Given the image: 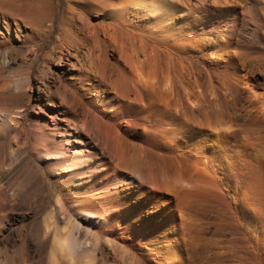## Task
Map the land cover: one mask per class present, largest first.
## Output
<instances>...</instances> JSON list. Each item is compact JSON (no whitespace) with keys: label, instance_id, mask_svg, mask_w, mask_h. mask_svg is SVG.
Here are the masks:
<instances>
[{"label":"bare ground","instance_id":"6f19581e","mask_svg":"<svg viewBox=\"0 0 264 264\" xmlns=\"http://www.w3.org/2000/svg\"><path fill=\"white\" fill-rule=\"evenodd\" d=\"M154 1L128 0L113 8L116 22L138 19L136 23L147 26L156 18V10L162 11ZM178 3V26L173 33H167L165 42L162 40L163 47L161 40L160 46L157 43L151 46L140 45V42L133 44V41L129 45L116 25L109 50H96L95 46H90L82 54L75 48L64 54L67 65L76 69L73 75L78 83L77 89L94 104L80 109L78 104L63 107V98L59 96L62 106L58 111L65 124L61 135L57 137L55 128L33 129L31 132L35 137L33 156L42 157L48 164L54 162L69 167L71 172L61 178L62 183L65 178L74 177V185H70L65 198L56 199L57 209L64 211L63 217L52 209L36 224L39 245H50L40 264H77L82 258L89 261L84 259L85 264L94 263L98 242L88 244L89 241H81V231L96 238L99 229L107 226L114 228L119 236L132 231H139L140 237L142 234L150 236L146 249L135 248L126 252L127 264H170L175 259L178 264L185 263L182 254L176 253V239L187 235L191 227L186 209L176 216L177 207H173L172 194L176 196L179 190L190 184L207 183L216 172L214 159L218 139L210 132L217 130L220 110L215 85L209 79L210 72L208 81L203 77L206 72L203 64L209 62V66H214L220 60L232 61L236 50L231 40L220 43V40L203 34V26L208 21L207 12L198 11L196 5L185 7L182 0ZM26 5L25 0H0V20L6 29L10 26V21L7 22L10 13L28 11ZM21 16L24 18V14ZM15 20L17 30L20 20ZM89 29L86 33L92 36ZM2 64L5 63L2 61ZM89 75L95 80V91L93 83L82 84L89 80ZM238 83L246 92L242 108L249 116L254 113L264 122V79L256 82L245 73L239 77ZM207 84L215 96L212 101L206 99ZM97 92L103 93L100 100ZM234 95V90L230 89V98L233 99ZM19 97V94H10L8 83L0 82V104ZM18 123V118L0 109V136ZM73 140L77 146L72 144ZM188 141L189 146H185ZM180 145L181 149L175 152ZM49 147L53 150L48 151ZM19 153L20 148L2 149L0 161L16 160ZM122 168L128 169L132 175H126ZM11 170L9 167L6 172L10 174ZM25 176L10 195H23L29 185L37 183L40 173L30 169ZM70 200L79 201V204L67 211L64 204ZM6 201V193L1 191L0 210ZM85 202L94 203L93 206L99 207L100 211L89 210ZM161 205H165V209H160ZM189 220L190 223L194 221ZM1 224L4 225L3 221ZM93 226H96V232H93Z\"/></svg>","mask_w":264,"mask_h":264},{"label":"rangeland","instance_id":"374dc122","mask_svg":"<svg viewBox=\"0 0 264 264\" xmlns=\"http://www.w3.org/2000/svg\"><path fill=\"white\" fill-rule=\"evenodd\" d=\"M25 1L28 11L10 13L7 20L10 21L9 28L6 29L0 20V82L9 84L10 94L20 96L0 104V109H5L19 120L13 129L0 136V151L20 148L16 160L0 161V192L6 193L7 200L0 210V217L5 219L0 218V223L3 221L4 224L0 226L1 264L41 263L50 245H39L36 224L52 209L56 215L63 217L64 211L57 209L56 199L65 198L70 185H74V177H67L64 183L61 182L62 177L70 174L69 167L54 162L48 164L42 157L37 159L32 154L33 129L55 128L59 131L57 137L63 132L65 124L61 121L59 107L78 104L80 109L94 104L82 94V90L77 89L78 83L73 75L76 69L67 65L64 54L73 52L74 48L82 54L90 46L96 47V50H109L116 25L129 45L133 41V44L151 46L157 43L160 46L162 40L165 42L167 33H173L179 23L178 0L154 1L162 11L156 10V18L147 26L136 23L138 19L116 22L117 15L112 9L128 0ZM182 1L185 7L196 5L198 11L207 12L208 21L203 26V34L220 40V43L231 40L236 51L232 61L220 60L214 66H209V62L203 64L206 65L203 77L208 81L210 72L209 79L215 85L220 110L217 130L210 132L218 139L214 159L216 172L209 182L190 184L179 190L176 196L172 194L173 207L178 210L175 209L176 216L179 217L186 209L191 227L189 236L175 238V250L185 258L184 264H264V122L254 113L249 116L242 108L246 92L244 86L238 83L239 77L245 73L256 82L264 79V0ZM16 18L20 20L17 30L14 28ZM87 27L92 36L87 35ZM163 42L161 46H164ZM205 53L209 55L208 51ZM60 54L62 59L59 60ZM81 58L84 67V57ZM88 78L82 82L83 86L93 83L95 91V80L90 75ZM208 85L205 86L206 99L212 101L215 96ZM230 89L235 92L233 99L229 96ZM97 94H100V100L103 93ZM59 96L63 98L62 105ZM72 144L77 146L74 140ZM189 144V141L185 142V146ZM179 149L181 145L174 151ZM9 167L12 169L10 174L6 172ZM30 169L39 171L37 183L29 185L21 196L10 195ZM122 172L132 175L126 168H122ZM77 204L79 201L70 200L64 208L69 211ZM84 204L89 210L100 211L92 202ZM164 206L161 205L160 209H165ZM189 219L194 221L190 223ZM95 228L93 226V232H96ZM81 233V241H89L88 244L98 242V251L94 256L96 261L92 264H127L126 252L135 248L146 249L150 237L146 234L140 237L139 231L119 236L114 228L108 226L99 229L96 238L83 230ZM164 241L169 243L167 239ZM84 259L89 262L87 258H82L77 264H85ZM170 264L178 262L175 259Z\"/></svg>","mask_w":264,"mask_h":264}]
</instances>
